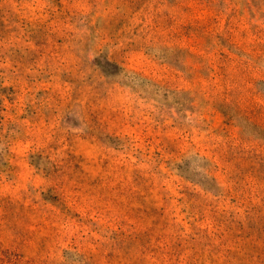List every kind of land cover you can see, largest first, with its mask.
Returning a JSON list of instances; mask_svg holds the SVG:
<instances>
[{"label":"rangeland","instance_id":"obj_1","mask_svg":"<svg viewBox=\"0 0 264 264\" xmlns=\"http://www.w3.org/2000/svg\"><path fill=\"white\" fill-rule=\"evenodd\" d=\"M0 264H264V0H0Z\"/></svg>","mask_w":264,"mask_h":264}]
</instances>
